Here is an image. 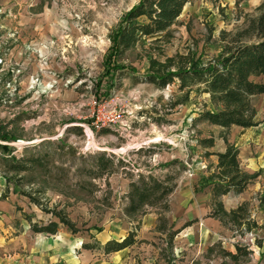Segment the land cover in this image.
I'll return each mask as SVG.
<instances>
[{
	"label": "rangeland",
	"instance_id": "obj_1",
	"mask_svg": "<svg viewBox=\"0 0 264 264\" xmlns=\"http://www.w3.org/2000/svg\"><path fill=\"white\" fill-rule=\"evenodd\" d=\"M139 1L0 0V127L15 138L0 145H7L16 159L49 154L46 169L22 175L19 186L36 197L41 190L37 198L47 208L63 209L78 230L72 234L60 227L52 236L31 231L24 215L38 225L51 218L14 194L13 184H6L1 159L8 156L0 150V197L6 194L0 199V264H165L161 251L167 232L187 224L174 238L172 252H163L170 264H264V174L242 194L220 199L226 211L247 204L258 229L244 235L207 218L209 191H194L216 163V157L205 156L197 146L199 138L214 136L212 151H217L223 149L218 139L223 132L238 149L244 172L263 170L264 95L252 98L256 127L222 131L205 123L192 126L198 113L212 110L208 96L197 92L165 118L170 123H155L157 116L148 112L162 109L176 87L157 90L141 82L148 58L159 51L167 57L190 51L204 62L216 58L258 16L263 0H189L172 29L173 39L167 44L140 42L119 60L120 66L134 69L136 77L116 75L110 83L105 75L110 38ZM96 114L112 116L118 123L98 131L93 126ZM59 141L63 153L56 151ZM95 152L129 161L130 171L119 169L107 180L91 178L84 170ZM172 160L181 165L168 167ZM137 174L175 178L167 212L153 207L145 214L125 216V194ZM131 231L139 245L103 253L106 242L120 241ZM84 244L96 248L85 250ZM235 244L251 253L232 262L225 254L235 253Z\"/></svg>",
	"mask_w": 264,
	"mask_h": 264
},
{
	"label": "trees",
	"instance_id": "obj_2",
	"mask_svg": "<svg viewBox=\"0 0 264 264\" xmlns=\"http://www.w3.org/2000/svg\"><path fill=\"white\" fill-rule=\"evenodd\" d=\"M247 0H235L241 4ZM189 0H140L127 11L120 20L110 40V47L105 57L106 72L110 77V83L114 77L124 75L135 76V70L119 65V60L129 51L133 50L140 42L153 39L156 43L167 44L173 39V27L177 24L183 8ZM258 16L248 21V27L235 36V41L226 45L221 53L214 59L204 62L196 54L188 51L186 54H175L172 57L165 56L159 51L157 57H149L147 72L141 78V82L152 85L157 90H164L175 86L169 100L162 109H151L148 113H154L157 117L153 121L157 124L170 123L165 118L175 109L185 106L191 95L197 92L208 96L212 110H202L193 120L192 126L205 123L209 126L227 131L232 127L250 129L257 126L255 122L256 111L252 105V98L264 95V0L258 7ZM101 88V83L97 84ZM96 101L101 100L100 93L96 94ZM78 131H81L80 129ZM107 132V130H102ZM218 139L225 144L223 152H209L215 147V137L209 135L199 138L197 146L205 150V156L216 157L214 171L206 178H201L195 184V193L208 190L211 199V208L207 218L218 221L224 227L234 229L239 235L251 233L258 229L254 220L250 219L247 204L243 203L234 209L226 211L221 198L232 193L240 195L253 183L262 171L249 175L244 172L239 164V151L228 143L223 132ZM15 138L0 127V141L3 143L14 142ZM68 149V148H67ZM0 150L6 156L1 159L4 163L6 184H13L14 194L25 197L30 205L38 208L42 213L49 215L51 220L47 224L38 225L29 221L30 229L35 234L55 235L60 227H64L72 234L78 230L72 225L63 209L47 208L38 199L42 195L40 190L37 197L31 192L20 188L19 183L25 179L22 176L30 171L43 172L47 166L48 153H32L16 159L10 156L11 149L7 145H0ZM143 150V149H141ZM57 152H64L62 141L56 146ZM67 151H70L69 149ZM153 155L152 151H147ZM130 162L118 159L114 154L95 152L91 155V165L84 172L93 179L107 180L119 169L129 170ZM181 165L177 160L170 161L167 166ZM136 180L130 179L128 192L125 194L126 205L123 212L127 217L145 214L148 208L160 207L162 211L169 210L168 197L176 189V181L170 175L162 180L151 174H137ZM29 184L30 180L27 181ZM199 185V186H198ZM6 194L0 197L3 199ZM264 205V197L260 199ZM184 225L181 229L187 227ZM164 225L159 227V232H165ZM172 229L167 232L165 248L161 251V257L165 264H170L163 252L171 253L173 240L180 230ZM135 231L129 232L120 241L110 240L104 244V254H112L124 251L139 245ZM96 247L84 244L83 249L94 250ZM235 253L227 252L225 255L235 262L239 257L247 256V248L235 244Z\"/></svg>",
	"mask_w": 264,
	"mask_h": 264
},
{
	"label": "built area",
	"instance_id": "obj_3",
	"mask_svg": "<svg viewBox=\"0 0 264 264\" xmlns=\"http://www.w3.org/2000/svg\"><path fill=\"white\" fill-rule=\"evenodd\" d=\"M94 105L96 102L93 103ZM118 123V120L112 116H104L100 114H96L93 121V126L98 131L103 129L104 127H109L111 125H114Z\"/></svg>",
	"mask_w": 264,
	"mask_h": 264
},
{
	"label": "crops",
	"instance_id": "obj_4",
	"mask_svg": "<svg viewBox=\"0 0 264 264\" xmlns=\"http://www.w3.org/2000/svg\"><path fill=\"white\" fill-rule=\"evenodd\" d=\"M216 128V127H215ZM234 128H238V127H234ZM254 128V127H253ZM218 129H220V128H218ZM238 129H241V128H238ZM251 129V128H250ZM241 130H248V129H241ZM220 141H221V143L223 144V149H221V150H217V151H212L213 149H211V150H208V151H210V152H223L224 151V149H225V144H224V142L221 140V139H219ZM216 142L217 141H215V146H216ZM216 164V163H215Z\"/></svg>",
	"mask_w": 264,
	"mask_h": 264
}]
</instances>
